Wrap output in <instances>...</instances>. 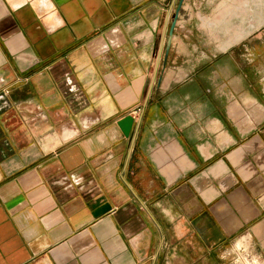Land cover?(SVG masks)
<instances>
[{
  "label": "crops",
  "instance_id": "obj_1",
  "mask_svg": "<svg viewBox=\"0 0 264 264\" xmlns=\"http://www.w3.org/2000/svg\"><path fill=\"white\" fill-rule=\"evenodd\" d=\"M198 2L0 0V264H264V31Z\"/></svg>",
  "mask_w": 264,
  "mask_h": 264
},
{
  "label": "rangeland",
  "instance_id": "obj_2",
  "mask_svg": "<svg viewBox=\"0 0 264 264\" xmlns=\"http://www.w3.org/2000/svg\"><path fill=\"white\" fill-rule=\"evenodd\" d=\"M231 1H234V0H200V3L198 2V5L195 7L196 12L199 10H202L207 13L220 14L221 10L223 9V7L221 6L224 5V7H226L225 3L231 2ZM239 3H240V0H239ZM229 8H232V7H229ZM193 12H195V9L193 10ZM244 17H245L246 30L249 28L252 29L251 26L255 24L261 27L262 29V30L260 29L261 31H264L263 30L264 29V0H244ZM254 19H255V22H254ZM262 43H264V40ZM261 52L262 53L260 54V58L264 61V48ZM232 256H233L232 260L234 261L235 264H255L251 262L249 263V261H246L242 255H238L237 253H234ZM260 262L261 261H259V263Z\"/></svg>",
  "mask_w": 264,
  "mask_h": 264
},
{
  "label": "built area",
  "instance_id": "obj_3",
  "mask_svg": "<svg viewBox=\"0 0 264 264\" xmlns=\"http://www.w3.org/2000/svg\"><path fill=\"white\" fill-rule=\"evenodd\" d=\"M141 110V108H138V112ZM236 253L238 255H242L243 258L246 260V261H249V263H255V264H262L261 262L259 263V258L253 254L249 248L247 246H239L236 250Z\"/></svg>",
  "mask_w": 264,
  "mask_h": 264
},
{
  "label": "water",
  "instance_id": "obj_4",
  "mask_svg": "<svg viewBox=\"0 0 264 264\" xmlns=\"http://www.w3.org/2000/svg\"><path fill=\"white\" fill-rule=\"evenodd\" d=\"M132 123L133 117L127 115L118 122V125L120 126L122 132L125 135H128L130 133Z\"/></svg>",
  "mask_w": 264,
  "mask_h": 264
},
{
  "label": "bare ground",
  "instance_id": "obj_5",
  "mask_svg": "<svg viewBox=\"0 0 264 264\" xmlns=\"http://www.w3.org/2000/svg\"><path fill=\"white\" fill-rule=\"evenodd\" d=\"M239 247V246H238Z\"/></svg>",
  "mask_w": 264,
  "mask_h": 264
}]
</instances>
